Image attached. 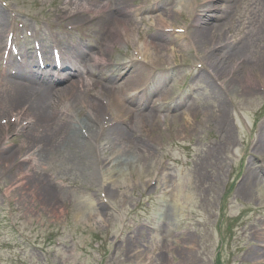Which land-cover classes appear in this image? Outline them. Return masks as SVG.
I'll list each match as a JSON object with an SVG mask.
<instances>
[{
	"label": "rangeland",
	"instance_id": "obj_1",
	"mask_svg": "<svg viewBox=\"0 0 264 264\" xmlns=\"http://www.w3.org/2000/svg\"><path fill=\"white\" fill-rule=\"evenodd\" d=\"M65 1L0 0V8L19 43L32 40L19 38L25 31L48 34L45 45L62 35L69 45L83 32L88 56L98 28L68 21ZM209 2L127 0L130 37L115 41L113 22L104 47L113 65L72 62L88 82L102 79L105 89L90 93L109 101L113 84L104 79L115 74L117 86L142 41L155 39L145 52L159 56L158 72L148 69L139 91L129 90L132 109L118 124L132 140L105 133L87 157L68 146L40 156L38 137H27L41 130L18 107L0 105V264H264V0ZM161 18L182 32L158 30ZM212 24L220 26L201 43L197 29ZM3 70L0 63V94L18 74ZM79 102L62 97L53 111L74 127L90 107L88 97Z\"/></svg>",
	"mask_w": 264,
	"mask_h": 264
},
{
	"label": "bare ground",
	"instance_id": "obj_2",
	"mask_svg": "<svg viewBox=\"0 0 264 264\" xmlns=\"http://www.w3.org/2000/svg\"><path fill=\"white\" fill-rule=\"evenodd\" d=\"M84 1L88 2V0ZM73 3L72 0L65 1L66 7L64 14L67 17L66 19H68V21L71 20L74 24H84L88 26L92 24L98 28V32H96V40H93L97 47L96 51L85 56L86 50L92 48L85 46V42L88 41L86 38L87 35L81 32V37L78 40L72 41L67 48L61 51V66L63 55L65 54L66 61L64 64H66L65 67L68 69V72L64 76L53 77L52 75H44L42 78H38L35 77V71H37L36 63L30 64L26 66V68L18 66L23 69H20L18 74L14 76V78L17 79L13 81L12 87L0 94V105L5 104L6 108L18 107L16 109L21 110L23 115L27 114L30 117V120L33 121V126L36 129L41 130L38 134L29 135L27 139L31 142L38 137L36 142L39 144L34 153L44 157L48 154L51 155L52 152L63 146H68L70 149H73L70 153L78 158H81L80 156L87 157L93 152V147L91 146L93 141L97 140L100 136L103 137L105 135L104 133L107 132L126 138L127 140H132L127 138L129 131L124 130L123 127L119 126V122L115 126L106 129L102 128L100 125L103 122V114L100 115V113L104 109H112L120 113V116L116 118L128 116L131 112V108L128 106H131L130 104H132L129 90L138 88L139 84L143 82L144 75L148 69L149 74L152 75L157 68L156 64H161L159 56L156 55L155 58L150 59L145 52V49L148 48L150 44H152L151 48H157V42H155V39H152L149 42L142 41L143 44L140 48L141 51L138 53L137 57L146 60V63L150 64V66H147L143 61L141 62L136 59H130L131 63L125 64L127 67V75L122 82L117 84V86H114L116 82L115 74L107 76L104 79V82L113 84V98L107 103H103L100 95H92L90 91L94 90L96 86L101 90H104L106 84H103L102 79L100 81H92L91 83L84 81L81 73L74 67L72 62H81L84 65H87L89 62H94L99 66L113 65L112 62L105 60L104 47L106 43L113 42L108 30L109 25L113 22L120 24L121 26L117 31L116 36H118V38H115V41H119L121 38L128 39L130 37V31L132 30L128 29L126 26L127 23L123 8V6L127 4V0H115L112 7L108 4H100V0H95L94 8H86L83 4H79V6L72 5ZM222 9L226 11V8ZM206 16L209 17V14ZM199 21L200 23L206 22L210 24V22L206 20L200 19ZM159 22L160 24L166 23L163 18H161V21ZM159 22H156V24ZM5 23L6 19L3 10L0 8V42L3 37L5 39V36H3L4 32L6 33L8 31ZM161 26L163 27V30L170 27L167 25ZM219 26L220 24H212L207 27H202V29H197L196 35L198 36V40L203 43L209 37V33L212 29ZM220 29L221 28L215 29V32H221L222 29ZM194 32L195 30H193V33ZM156 35H158V33H156ZM100 42L102 44H100ZM47 61H50V57L47 58ZM48 65H51L50 62H48ZM13 68L16 69L14 65ZM86 74H90L89 69L86 70ZM57 81L65 82V84L61 87H56L54 83ZM28 83H38L39 88L34 90ZM101 90H99L100 93ZM62 97H66L68 101L71 102L68 103V106L74 105L75 107L80 105V99L86 104L85 101L88 97V104L90 107L89 109L84 110V117H80L77 125H74V127L70 125L71 119H68L66 116L67 120H61L53 111L55 103H57ZM147 117L152 121L154 120L155 115H151L149 112ZM55 127L58 129V133L52 132V129ZM100 131L103 132L101 133ZM96 145L99 148V144H94V146ZM79 168L82 173V167L79 166Z\"/></svg>",
	"mask_w": 264,
	"mask_h": 264
}]
</instances>
